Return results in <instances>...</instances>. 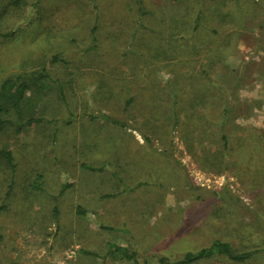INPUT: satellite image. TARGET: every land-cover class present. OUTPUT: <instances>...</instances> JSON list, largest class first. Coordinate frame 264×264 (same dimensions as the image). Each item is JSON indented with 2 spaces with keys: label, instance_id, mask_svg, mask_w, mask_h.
I'll use <instances>...</instances> for the list:
<instances>
[{
  "label": "rangeland",
  "instance_id": "rangeland-1",
  "mask_svg": "<svg viewBox=\"0 0 264 264\" xmlns=\"http://www.w3.org/2000/svg\"><path fill=\"white\" fill-rule=\"evenodd\" d=\"M136 1L0 0V264H264V0Z\"/></svg>",
  "mask_w": 264,
  "mask_h": 264
},
{
  "label": "trees",
  "instance_id": "trees-1",
  "mask_svg": "<svg viewBox=\"0 0 264 264\" xmlns=\"http://www.w3.org/2000/svg\"><path fill=\"white\" fill-rule=\"evenodd\" d=\"M138 7V13L141 18L148 14V11L145 7L143 0L136 1ZM57 57L54 58V60ZM30 84H28L23 79H10L5 81L0 88V133L6 128V125L11 122L10 118H7L6 115H9L11 111L15 112L17 116V131H22L24 126L32 125L34 123H39L43 121L40 117H27L24 115L22 111V103L27 96ZM38 87V84H36ZM38 90L40 88L38 87ZM62 97L64 96V92L60 90ZM173 105H171L172 114L175 118V121L180 120V113L178 108L179 103V94L176 93L174 96ZM130 102V101H129ZM127 104H130V103ZM228 111V108L225 109V113ZM109 118L113 123L124 126V122L107 114H103ZM224 121H222V124ZM145 140L148 144L152 146V139L149 136H145ZM220 148L223 145V150H228L230 148V137L225 132V128H223L221 135L218 139ZM0 154L8 160L9 164L14 168L15 163L13 160V155L11 151L0 150ZM91 169H94L91 167ZM104 167H101L98 170H104ZM79 212H84V210L79 209ZM111 249V254L116 256L119 251L123 252V256H129V258L133 259L135 257V252H129L128 249L123 248L115 243H113ZM259 251H246V252H236L232 245L229 242L216 240L210 246L204 247L197 252L189 251L187 252L181 259L173 261L166 256L154 257V261L157 264H192L199 260L209 258L216 254L226 255L229 259L238 261V262H246L248 259L253 257Z\"/></svg>",
  "mask_w": 264,
  "mask_h": 264
}]
</instances>
